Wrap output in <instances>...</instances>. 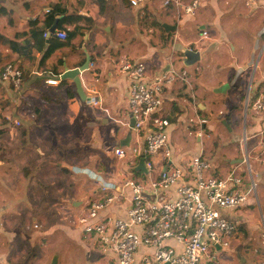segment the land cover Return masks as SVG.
<instances>
[{
    "label": "crops",
    "instance_id": "obj_1",
    "mask_svg": "<svg viewBox=\"0 0 264 264\" xmlns=\"http://www.w3.org/2000/svg\"><path fill=\"white\" fill-rule=\"evenodd\" d=\"M162 1L148 0L139 8H131L126 0H0L4 9L0 18V36L6 39H11L16 33L27 32L29 22L34 19L42 21L44 15L57 5L65 7L70 14L78 13L90 18L93 24L83 37H75L68 46L57 50L45 61L40 54H35L31 63L18 58L0 38V52H4L0 72L5 64L10 63L23 74L21 90L16 92L11 91V85L0 81V120L3 117L7 126L18 128L9 118L10 111L18 109L16 113L23 117L22 110L31 109L32 105L35 114H42L40 119L26 118L24 135L0 138V264H50L54 256H57L58 264H113L99 250L93 236L83 234L75 220L69 221L64 213L78 215L86 211L93 201L121 191L124 193L121 200L102 211L99 218L111 216L127 221L131 191L123 189V183L126 180H157L159 172L165 168L166 163L159 156L154 159L151 171L144 169L145 172H141L136 168L142 159L127 163L114 155L117 147L142 145L141 137H137L130 128L128 91L133 78L118 72L122 61L144 64L146 82L171 67L189 74L187 84L176 81L164 88L161 94L162 106L157 115L168 121L165 132L172 154L171 163L187 173L189 160L201 155L210 164L207 175L224 178L234 172L241 179L242 191L249 190V184L244 183V167L250 166L257 171L264 158V124L261 118L251 111L247 113L248 134L244 136L249 156L246 161L238 154L237 144L242 136L239 129L234 130V122L230 123V118V121H221L227 136L220 135L221 144H218L214 155L210 153L205 137L215 128L208 126V122L204 128L199 127L196 119L206 120L204 115L210 111L208 94L216 95L213 90L222 85H228L226 96L219 94L223 109L236 107L228 116L238 113L241 96H245L247 85L244 83L257 61L249 63L241 56L242 49L248 48L244 46V35L246 32L258 33L264 39V17L255 23L258 16L264 15V0H251L250 8L245 7L247 0H199L193 17L185 16L175 7H163ZM191 1L180 0L182 4ZM156 8L165 9L168 20L158 23L176 28L167 42L160 38L159 45L150 44V29H143V34L134 24H131L127 36L122 24L124 16L129 15L134 21L139 20V15L153 16L157 22ZM248 8L254 11L253 15L250 18L244 15L242 22L238 21L239 15L242 16L244 9ZM192 22L198 27L197 31H208L210 39L202 43L199 36L186 39L184 32L193 30ZM67 29L71 30L70 27ZM188 49L201 53L200 61L191 67L184 66L183 52ZM236 52L240 55L241 64L232 62ZM87 55L90 65L79 78L87 98L84 104L95 108V112L89 118L75 120L71 114L82 101L76 95L72 81L66 80L61 85L60 76L64 69L79 68ZM225 63L229 67L228 73L218 69V65ZM256 68L258 72L250 88L248 86L250 93L247 94L253 99L264 90V59ZM204 69H207L205 73ZM230 72L231 80L227 78ZM47 80H55L58 84L47 85ZM89 96L98 97L99 103H88ZM20 103L21 108L18 106ZM218 115H222V111ZM53 121L56 127L53 135L60 137L65 154L70 157L54 154V146H44V149L33 147L34 157L32 153L21 152L31 141L30 135L37 137L36 130L40 131L45 123L51 126ZM41 133L42 137L52 135L46 130ZM247 170L250 172L249 168ZM257 173L261 182L262 171ZM94 178L106 186L108 192H101ZM166 195L168 201L176 199L174 188ZM219 213L226 220L235 222L237 228L229 248L215 250L217 254L213 264H264V191L259 194V203L251 194L242 208L220 210ZM34 225L39 228L35 229ZM131 229L138 231L137 227ZM166 245L175 251L181 249L172 240ZM149 252L151 254L152 251L140 248L135 255L136 260Z\"/></svg>",
    "mask_w": 264,
    "mask_h": 264
},
{
    "label": "built area",
    "instance_id": "obj_2",
    "mask_svg": "<svg viewBox=\"0 0 264 264\" xmlns=\"http://www.w3.org/2000/svg\"><path fill=\"white\" fill-rule=\"evenodd\" d=\"M128 1L131 8H139L148 0ZM251 4V0H247L245 6L250 8ZM168 5L185 16L193 17L196 15L199 0H192L188 4H182L180 0L162 1L163 7ZM43 37L46 38L47 33ZM52 37L63 42L67 34L64 30L56 29ZM209 39L208 31L200 32L199 42ZM118 72L133 78L128 91V108L133 121L132 130L137 137H141L142 147H117L114 155L118 160L127 163L142 159L143 167L147 171L153 169L154 159L159 156L166 163L165 168L159 172L157 180H126L123 183V189L131 191L127 221L111 216L99 218L102 211L121 200L124 196L121 191L93 201L86 211L78 215L65 212V217L71 222L74 219L83 234L93 236L99 250L113 264L215 263V250L228 249L237 228L235 222L226 220L219 212L242 208L252 194L251 189L242 191L241 179L234 172L224 178L207 175L210 164L201 155L193 156L189 160L187 173L171 163L172 154L165 132L168 121L157 114L162 106L161 94L164 88L176 81L187 84L190 76L186 71L180 72L171 67L146 82L144 64L122 61L118 65ZM0 81L19 91L22 72L7 63L0 72ZM46 84L56 86L58 82L47 80ZM88 103L97 105L99 98L89 96ZM245 108L247 112L251 111L259 116L264 124V90L255 99L247 95ZM196 122L202 128L207 124L203 119H196ZM13 123L16 127L20 126L17 121ZM262 154L264 156V149ZM261 162L264 163V158ZM94 180L101 192H108V188L97 178ZM172 188L176 199L168 201L166 193ZM131 227H137L138 231ZM34 228L39 226L34 225ZM169 240L176 242L181 248L180 251L167 246L166 242ZM140 248H147L152 252L136 260L135 255Z\"/></svg>",
    "mask_w": 264,
    "mask_h": 264
},
{
    "label": "rangeland",
    "instance_id": "obj_3",
    "mask_svg": "<svg viewBox=\"0 0 264 264\" xmlns=\"http://www.w3.org/2000/svg\"><path fill=\"white\" fill-rule=\"evenodd\" d=\"M258 1H261V0H258ZM164 10L165 9L162 10V9H158V8H156L154 10L155 13H156L155 18L157 19V22L153 18V16H150V17L147 16L148 20H143V19L140 20V18H139L138 21H137V19L134 21V18L129 16V15L128 16H124V19H122V24L124 23L123 26H124V28H126L125 32H126L127 36H129L128 34H130L131 24H134L135 28L139 29V31L142 32V33H143V31H142L143 29H145L146 31H148V29H150V44L152 43V44L159 45L160 38H163V37H162V34H161V30L156 25L159 24L158 22H163V23L168 22L167 16L164 14ZM244 10L245 11L241 14L242 16L239 15L240 19H238V21H240V22H242V19H243L244 15L250 18V16L253 15L252 13H254V11H251L249 8L248 9H244ZM246 10L248 12H246ZM252 10H255V9H252ZM262 17H264L263 14H261V17L258 16L256 18L255 23L258 24L259 21H261ZM151 19H154L157 24L155 23L154 26H151L150 25L151 24L150 23ZM144 25H146L147 28H144L145 27ZM190 26H191V28L193 30H191L189 32H184L185 38L186 39H190V38H193L195 36H196V38L198 36L200 37V32L197 31L198 27L195 25V22H192L190 24ZM181 27H183V26H181ZM244 28H246V27L244 26ZM143 34H145V33H143ZM244 37H245V42H246V44H244V46H248V48H243L244 46L242 47L243 49H242V55L241 56H244L246 59H248L249 63L252 60H254V61L257 60V61L255 62V65L252 68H250L249 73H248V77H247V79H246V81L244 83L245 86L246 85L247 86L244 88L245 96L244 95L241 96L240 108L237 109L238 113L237 114L235 113V116H232V114H229V116H228V113L236 110V107L230 106V109H226L225 110V108L223 109L224 103L221 100V97H222L221 95L208 94L209 95L208 104L210 106V111L208 113H206L204 115V117H205L206 121L208 122V126L215 128L212 132H207L206 133V137H205V140L207 142H209V146H210V150L209 151H210V153L212 152L213 153L212 155L216 154L218 144H221L220 135L222 136L223 134H225V136H227V134L224 131V127L221 125V121L222 120H224V121L225 120H227V121L231 120L230 123L234 122L233 124L235 126H237V128H236L233 125L234 130L237 131L239 129V133L242 136L241 137L242 140H240V142H238V144H237V148H239L238 154H239V156L242 155V159L244 161H246V160H248V156H249V154H248L249 153L248 152L249 151V147H247L248 143H247V140L245 141V136L244 135H245V133L248 134L249 116L247 115L248 112L246 111V108H245V98H246L247 94L250 93V91H248V90L250 88V85L253 82L255 74H257V72H258V69L256 67L257 66L259 67L260 64H261V61L264 59V55H261V58L259 57V55L264 52V46H263L264 39H263V36L259 37L258 33L250 34V33L246 32ZM202 42L203 41H201L200 43H202ZM205 43H207V42H205ZM262 46H263V48L261 49ZM260 49H261V52H260ZM251 50H252V53H251ZM226 52H227V50H226ZM3 55H4V52L1 51L0 52V60L3 59ZM232 62H234V64L235 63L236 64H241L240 55H238V52H236L234 54ZM228 68H229L228 64H226V63L221 65V66L218 65V69L222 73H224V72L228 73ZM206 70L204 69V73H205ZM250 72H251V75H250ZM227 78L229 80L232 79L231 78V72L229 73V76ZM248 86H249V88H248ZM20 90H21V88H20ZM11 91L16 92L12 87H11ZM231 91H232L231 89L228 90V94L229 95L231 94ZM17 93H16V99L18 100V94ZM225 96H226V93H225ZM18 106L21 108L22 104L20 103ZM16 108H18V107H16ZM77 108L78 109H76L74 111V113L71 114V118H73L75 120H81V119L89 118V115H91V114H93L95 112V108H93L91 106H86L84 104V102L83 103L80 102L79 106ZM34 109L35 108L32 105H31V109H28V110L23 109L22 110L23 117H19L18 114L16 113V111L18 112V109L17 110L15 109V112H14V110L9 112V115H10L9 118H10L11 122L17 121V122H19L21 124L20 127H18V128H13L12 126L10 127V125L7 126V124L2 120L3 117H1L0 127L1 126H6V127L0 129V138H1V136H7V137L8 136L9 137L10 136H16V137H19V134L20 135H24V125L26 123L25 122L26 118L33 117L34 119L35 118L40 119L42 117V114H39V113L35 114ZM219 111H222V115H218ZM228 118H230V120ZM53 119H54V117H53ZM54 122L55 121H53L51 126H48V125H50L49 123H45L44 126L42 128H40V131L36 130L37 137H36V135H34L33 137L30 135L31 141L27 144V146H24L21 149V152L25 151L27 154L32 153V155L34 157V153H33V151H31V149H33V147L39 146L42 149H44L43 148L44 146H54V149H55L54 150V154H57V156L58 155H61V156L63 155L65 157H70V155H67V153L65 154V149L63 147L62 141L60 140V137L59 136L56 137L55 135H53L54 130H56ZM8 123H10V122H8ZM30 125L31 124L29 123L28 126H27V131L29 130ZM245 128H246V132H245ZM45 130L48 133L52 132V135H50V136L47 135V137H42V133L41 132H43ZM45 140H49L50 142L49 141L47 142ZM0 146H2V144H0ZM110 154H112V153H110ZM204 155H205V152H204ZM205 157H207V156H205ZM250 163L251 162H249V164ZM247 168L250 169V172L247 170ZM257 171L258 172L262 171V173H260L261 174V178H260L261 182H260V180H258L259 179V174L257 173ZM257 171H254V169L251 168L250 166H248V167L245 166L244 167V173H243L244 175H243V177H245L244 178L245 179L244 183L246 185L249 184V186H250L249 188L251 189V193L253 194L255 199H257V201L259 203V194H261V192L264 191V188L262 187V184H264V163H262V162L260 163V167L257 169ZM15 181L16 180L14 178L13 182H15ZM260 206L263 207V204H261ZM262 220L264 221V217L263 216H262ZM214 253H215V256H216L217 253L216 252H214Z\"/></svg>",
    "mask_w": 264,
    "mask_h": 264
},
{
    "label": "trees",
    "instance_id": "obj_4",
    "mask_svg": "<svg viewBox=\"0 0 264 264\" xmlns=\"http://www.w3.org/2000/svg\"><path fill=\"white\" fill-rule=\"evenodd\" d=\"M125 1V0H124ZM127 4L130 6L129 1ZM171 7L170 5L167 8ZM145 9V8H143ZM4 13V9L0 6V18ZM142 20H147L146 15H139ZM154 18V17H153ZM57 20V29L66 31L67 38L65 41H59L55 37L49 39L43 37L49 29L53 26ZM150 25H155V20H150ZM157 24V23H156ZM160 30L165 42L167 38L174 35V32L166 33L160 24L156 25ZM70 27L71 30H68ZM93 27L92 20L88 17L79 15L78 13L70 14L68 10L62 5H57L51 11L44 15L43 20L34 19L28 23V30L25 33H16L11 39H4L3 43L7 45V48L12 54H15L18 58H22L27 62H33L35 54L42 55L43 61L50 57L54 52L62 47L68 46L69 43L77 36L83 37L89 29ZM23 79V74H22ZM66 83V80L60 82L61 85Z\"/></svg>",
    "mask_w": 264,
    "mask_h": 264
},
{
    "label": "water",
    "instance_id": "obj_5",
    "mask_svg": "<svg viewBox=\"0 0 264 264\" xmlns=\"http://www.w3.org/2000/svg\"><path fill=\"white\" fill-rule=\"evenodd\" d=\"M161 27L164 29V31L166 33L173 32L176 30L175 26H170L167 24H162ZM56 29H57V20L55 21L53 26L47 32L46 38L49 39ZM183 57H184V66L185 67H191L200 61L201 53L188 49V50L183 52ZM89 65H90V57L87 55L85 58V62L79 68L72 69V70L64 69L63 73L60 76L61 81L62 80L63 81L64 80L72 81V83L74 84V87H75L76 95L78 96V98L82 102H86L87 98H86V94L83 91L79 75H80V73L86 71L88 69ZM227 89H228V85H222V86L214 89L213 93L216 95H219V94L224 95L226 93ZM223 124H224V126L227 127L225 122H223ZM130 128H133V121L132 120L130 121ZM136 170L141 171V172H145L142 160H140L139 165L136 168ZM50 264H58L57 256H54L52 258Z\"/></svg>",
    "mask_w": 264,
    "mask_h": 264
}]
</instances>
